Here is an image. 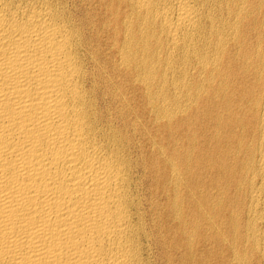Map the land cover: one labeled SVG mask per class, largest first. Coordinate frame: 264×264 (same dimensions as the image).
<instances>
[{
    "label": "bare ground",
    "instance_id": "bare-ground-1",
    "mask_svg": "<svg viewBox=\"0 0 264 264\" xmlns=\"http://www.w3.org/2000/svg\"><path fill=\"white\" fill-rule=\"evenodd\" d=\"M0 264H264V0H0Z\"/></svg>",
    "mask_w": 264,
    "mask_h": 264
}]
</instances>
